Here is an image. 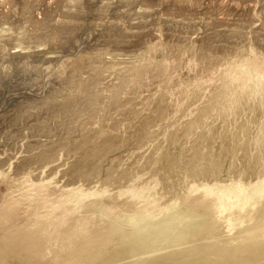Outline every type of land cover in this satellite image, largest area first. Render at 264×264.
Returning a JSON list of instances; mask_svg holds the SVG:
<instances>
[{
  "label": "rangeland",
  "instance_id": "rangeland-1",
  "mask_svg": "<svg viewBox=\"0 0 264 264\" xmlns=\"http://www.w3.org/2000/svg\"><path fill=\"white\" fill-rule=\"evenodd\" d=\"M126 1L71 0V5L64 3L61 6L63 9L61 12L46 13L45 17L44 13L36 11L29 19L27 17L29 14L22 13L23 6L25 5L27 9L30 7L31 13L39 0H29L24 2V5L14 0L8 11L0 13V171H8L6 173L14 178H19L24 171H28L36 178L57 177L55 181L59 186L74 184L85 190L105 186L113 190V193L117 188H125L135 177H143L144 185L153 186L152 197L164 198L162 201L172 203L184 195L191 185L233 186L234 182L247 184L264 180V96L260 98L261 94H252V97L245 95V101L241 105L242 107L245 103L255 102L261 110L259 107L256 109L240 107L238 114L229 119L230 122L217 123L212 131L215 133L212 140L201 138L194 141L197 147L196 154H191L187 150L181 151L174 158L162 159L164 158L162 153L154 152L150 148L152 146L150 143L161 140L165 135H153L151 129H147L143 124L130 125L135 113L143 107L142 100L152 97L155 100L162 94L161 91H164L181 109L192 108L193 106L189 104L193 101L195 88L191 87L190 91H185L188 96L185 94L182 97L183 95H179V87L192 85L195 80L201 78L205 80L209 70L215 72L220 64L227 62L226 58L237 60L239 63V60L246 58L245 56L251 54L253 50L256 53L254 55L264 58V11L234 15L231 12L223 13L212 4L206 5L202 0H187L193 4L191 10L189 8L179 10L175 7L173 11L169 9L171 11L169 12L160 8L164 0H146L143 6L149 8L153 15L140 18V21L149 25L141 28V37L134 41L125 37L130 24L127 14L133 15L138 6L134 7L125 3ZM239 2L241 3L236 0L233 3L240 4ZM59 19L68 20V25L55 27L53 20ZM165 19L171 22L167 24L163 21ZM25 27L28 28L24 31ZM151 34L158 35V40H153ZM138 40L140 43H136ZM85 58L88 59L86 64L83 62ZM188 62H191L190 66ZM184 72H189L190 75H184ZM173 76L174 79H171ZM206 84L201 88L203 91L201 97L205 98H202L201 104L211 93V86ZM112 88L114 93L111 91ZM145 93L147 95L143 96ZM75 102L77 105H74ZM143 108L145 109L143 114L152 117L154 112L150 111L152 106ZM170 121H173L172 112L166 110L165 118L159 124L162 128H167ZM66 143L70 146L68 147ZM149 148L145 154H138L142 149ZM27 156L38 158L19 170L21 162ZM54 161L61 163L60 168L56 169L59 173L49 167ZM180 205L178 204V209L176 207V212H185ZM176 223L174 222L175 225ZM188 224L186 220L179 224V230L170 229V234L186 230ZM121 227L124 232L132 228L127 224ZM146 230L142 229L143 236L147 233ZM115 234L118 235L117 232ZM148 236L149 234L145 236L146 241ZM120 239L118 235L116 241H112L113 244L106 247L107 251L113 250L117 253L116 249H120L123 243ZM144 250L147 252L146 250L150 249ZM107 251L105 255L111 253ZM136 260L137 258H129L128 261L132 264ZM125 261L127 260L123 262ZM89 264L96 263L90 261Z\"/></svg>",
  "mask_w": 264,
  "mask_h": 264
},
{
  "label": "bare ground",
  "instance_id": "bare-ground-1",
  "mask_svg": "<svg viewBox=\"0 0 264 264\" xmlns=\"http://www.w3.org/2000/svg\"><path fill=\"white\" fill-rule=\"evenodd\" d=\"M13 1L14 0H0V13L5 10L8 11L13 5ZM18 1L21 2L22 5H24V2H27L29 0ZM145 1L146 0H127L125 2L134 5V7L138 6V9L136 8L137 11H135L134 13L132 12L133 15L128 16L127 14V20L130 24L128 26V31H126V38H132L135 41V39L141 37V28H145L149 25L147 23H144L143 21H140L141 17H150L151 15H153V12L151 10H148L149 8H145L143 6ZM234 1L236 0H202V2L206 5L212 4L219 11L222 10L223 13L228 14H230L231 12L234 15H242L245 13H257L264 11V0H239L241 1V3L239 2L240 4H235L236 2L233 3ZM64 3H67L69 5L72 4L71 0H39L36 8L31 10V13L29 9L30 7L27 9L26 7H24L25 5L23 6L24 10H22V13L25 15L29 14L27 17L30 19V16H34L36 11H41L45 14L46 17L48 13H56L63 11L61 6ZM192 5L187 0H164L161 2L160 8L171 12L169 9H172V11L175 7H178L179 10L184 8L190 9L193 8ZM121 9L123 11V8ZM63 13L65 14V12ZM97 13L99 12L97 11ZM255 16L256 15L253 16V19L256 18ZM87 17L84 16V18ZM67 21H65L64 19H59L53 20V23L55 27H61L67 26ZM163 21L167 24L171 22V20L169 19H165ZM27 28L28 27H25L24 31ZM230 31L231 30H229V33H231ZM156 34H151L153 40H158L159 36ZM136 43H140V40L136 41ZM250 51H252V49ZM252 53L248 56H245L246 58L239 60V63L236 59V61H234V59L230 60V58H226L227 62L225 64L223 62V64H220L217 68L215 66V72L209 70L205 77L206 81L202 80L201 78V80H195L193 82L194 84H190L191 86L188 84L185 85V87H179L180 89L176 87V89L178 88L179 90V95H183L182 97L187 94L185 91H190L192 89L191 87L195 88L197 93L193 92V101L191 104H189L193 106L192 108L181 109L179 106H177V103L173 102L174 100L169 97L170 95L167 92L161 91L162 94L160 96L156 94L158 95V98H156L155 100L152 97L151 99L148 98L141 101V104L143 103V107L152 106V108L150 109V111L154 110V112L152 113V117H149L148 114H143V111H145V109L142 107L139 111L135 113V116L133 117L130 125L143 124L147 129H151V134H156L160 136L165 135L161 140H155L154 142L150 143L152 144L150 148L154 152L162 153V157L164 156V158L162 159H166L165 157L174 158L181 151L187 150V152H191V154H196L197 147L194 145V141L199 140L201 138L212 140V138L215 136V133H213L212 131L217 125V123L220 121L227 123L231 117L237 115L239 108L245 101V95L251 96L252 94H261V97L259 96L260 98H262V95L264 96V58H260L259 56L254 55L256 54L254 53V50L252 51ZM83 62L84 64H86L88 62V59L84 60ZM188 63L190 66L191 62ZM196 64H194V66ZM185 67L188 68V66ZM156 71L157 70H155V72ZM189 72L192 71L189 70ZM189 72H184V75L189 76ZM176 73L178 72H175V74ZM75 74H77V71ZM123 74L124 73H122V75ZM74 76L76 77V75ZM174 76L171 77V79H174ZM164 78L165 77H163V79ZM206 83L211 86V93L210 96L208 93H205L208 94V99H206V101L204 100V102L201 104L200 102H202L201 100L203 98L201 97L203 95V91L201 88ZM111 91L114 93L113 88ZM146 95L147 94L145 93V95L143 96ZM187 96L188 94L186 95V97ZM253 98L255 99V97ZM248 104L245 103V105H243L241 109L245 106L251 109H256L257 107H259V105L255 102L249 105ZM74 105H77L76 102ZM98 107L99 106H97V108ZM166 110H171L173 121H170V125L168 127L166 126L167 128H162L159 123L164 120ZM197 112L198 114L196 115ZM66 144L68 146V143ZM150 148L142 149L141 151L139 150L140 152L138 154H145L150 150ZM36 157L38 158V156ZM36 157H25V159L21 162V166L18 169L20 170L22 168L27 167L29 164L32 163V160ZM60 165V161H54L49 165V167L51 168V170H56L60 168ZM45 168H47V166ZM6 172L8 173V171L6 170L0 171V264H89L90 261H93L96 264H130V262L128 261L129 258H137V260L134 261L132 264H264L263 179L255 183L247 184L234 182L233 186H225L220 184L191 185L188 187L184 195L176 198V200H173L172 203V201H162L164 198L159 199L155 198L154 196L152 197L151 190L153 186L152 184L144 185L145 181L142 182L143 177H135L133 181L128 184L125 188H117V191L113 193V190H110L109 187L105 186H96L91 190H85L81 186H76L74 184L67 186H59L55 181L57 177L55 179L54 177L48 176L36 178V176H34L32 173L24 171V173L21 174V177L14 178L8 175ZM42 172L43 170L41 171V174ZM153 191L155 190L153 189ZM178 204H181L180 207L182 208V211L185 212H176V207L178 206ZM178 211L180 212V210ZM186 220H188L189 223L186 230H180L179 232L175 231V234H170V229L177 230L178 227H180L179 224L184 223ZM174 222H177L176 225L174 224ZM122 224H127L131 226V230L129 229V231L127 230L124 232V230H121L123 228L121 226H124ZM144 228L147 229V233H145V235L143 236L141 232ZM116 232L121 238L120 241L122 240L123 242L122 246L120 244V249L114 248V250H117V253H115L116 251L114 252L112 249V251H107L106 248L109 244L112 243V241L118 238V235L115 234ZM151 232L152 234L155 233L156 235L150 234ZM157 233H162V235H157ZM147 234H149V236L147 237L146 241L145 236H147ZM145 248H149L150 250H152H146L147 252H145ZM106 251L111 253L109 255H105ZM124 260L127 261L123 262Z\"/></svg>",
  "mask_w": 264,
  "mask_h": 264
}]
</instances>
